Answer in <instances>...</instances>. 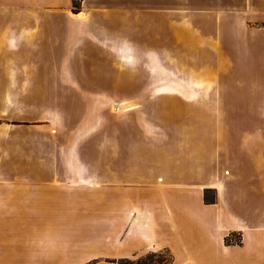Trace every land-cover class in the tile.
Instances as JSON below:
<instances>
[{"label": "crops", "instance_id": "crops-1", "mask_svg": "<svg viewBox=\"0 0 264 264\" xmlns=\"http://www.w3.org/2000/svg\"><path fill=\"white\" fill-rule=\"evenodd\" d=\"M7 3L16 8L37 5L34 0H0V6ZM82 7L77 14L72 0L45 7L50 15L44 24L52 35L57 87L127 89L126 99L118 102L128 105L126 112L111 122L114 192L53 193L47 199L24 192L39 185L37 178L1 173L0 264H39L32 244L65 243L67 227L68 243L79 238L72 235L70 215L82 209L89 215L92 205L99 208L94 214L110 218L109 243H132L136 236L157 243L154 233L161 224L160 209H169L167 198L183 199L187 208L205 213L228 250L251 239L264 245V0H223L219 15L185 21L164 15L152 21L150 0H144L142 23L135 20L136 0H83ZM32 20L11 29L21 46L41 27L42 21L37 19L35 26ZM139 49L143 56L157 50V56L172 57L169 69L166 60L153 68L149 57L135 59ZM140 63L150 73L173 70L180 77L136 86ZM135 87L153 88L167 111L139 110L145 96H136ZM233 104L246 108L234 110ZM7 126L0 123V129L18 128ZM195 127L203 138L199 152L188 142ZM120 184L127 190L120 191ZM152 186L157 191L151 192ZM207 191L214 192L213 200H207ZM110 198L117 202L107 209L104 200ZM40 199L48 200L47 208L40 210ZM231 232L242 234L241 245H225Z\"/></svg>", "mask_w": 264, "mask_h": 264}, {"label": "rangeland", "instance_id": "rangeland-1", "mask_svg": "<svg viewBox=\"0 0 264 264\" xmlns=\"http://www.w3.org/2000/svg\"><path fill=\"white\" fill-rule=\"evenodd\" d=\"M34 1L37 5L33 7L16 8L10 3H7L8 7L0 6V116L6 119L0 123H7L9 128L18 127L0 129V174L37 178L39 185L26 187L24 192L38 193L44 198L65 192L77 196L110 194L114 192L110 175L111 122L112 118L116 121L117 115L120 118L126 112L128 105L118 102L126 99L127 89L57 87L56 72L52 68L55 67L52 35L48 23L44 24L50 14L45 7L68 0ZM143 1L136 0L134 12L135 20L141 23L146 16ZM150 3L152 21L157 15L181 16L185 21L199 15H219L223 0H150ZM82 4L83 0H72L73 13L83 11ZM31 18L35 26L37 19L42 21L41 27L38 26L39 32L32 34L33 39L28 40L27 45L21 46L19 35L11 34V29H20L21 23ZM94 24L95 21L92 26ZM195 43L199 46L201 40L196 39ZM141 50L135 59L149 57L153 68L160 67L166 60L169 69L172 57L157 56L154 49L151 56H143ZM143 67V63L135 67L136 86L150 79L180 77L173 70L150 73L148 67ZM219 89L222 92V87ZM154 91L153 88L135 87L136 96H145L139 110L145 107L149 113L167 111L168 106L156 100L157 91ZM116 104L119 109L114 111ZM231 107L235 110L246 108V105L233 104ZM188 138V142L193 141L196 150L201 151L203 138L196 127ZM126 187L120 184L119 189L126 191ZM151 188V192L157 191L153 186ZM206 197L208 201L213 200L214 192L207 191ZM47 199H40L44 201L40 210L48 207L45 205ZM180 200L179 203L167 198L169 209H160L161 224L158 233H154L158 235L157 243H148L137 236L132 243H109L110 232L106 229L110 227V218L94 214L99 208L92 205L89 215H84V209L70 215L72 235L79 238L72 237L73 241L68 243L67 227L65 243H33V255L37 253L39 264H264L262 243L251 239L242 246V234L231 232L225 245L241 246L226 249L221 240L222 233L213 228L209 217L187 208L186 201ZM89 202L95 205V201ZM116 202L111 198L104 200L107 209ZM68 219L65 216L63 220L66 223ZM97 239H102V243H94Z\"/></svg>", "mask_w": 264, "mask_h": 264}, {"label": "bare ground", "instance_id": "bare-ground-1", "mask_svg": "<svg viewBox=\"0 0 264 264\" xmlns=\"http://www.w3.org/2000/svg\"><path fill=\"white\" fill-rule=\"evenodd\" d=\"M115 106V109L114 111H117L119 109V106L118 105H114ZM120 111V110H119Z\"/></svg>", "mask_w": 264, "mask_h": 264}, {"label": "trees", "instance_id": "trees-1", "mask_svg": "<svg viewBox=\"0 0 264 264\" xmlns=\"http://www.w3.org/2000/svg\"><path fill=\"white\" fill-rule=\"evenodd\" d=\"M207 198V197H206ZM208 200V199H207Z\"/></svg>", "mask_w": 264, "mask_h": 264}]
</instances>
